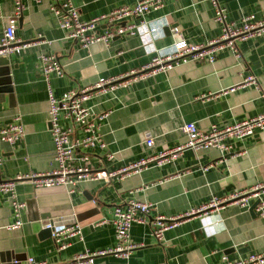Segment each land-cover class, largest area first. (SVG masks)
I'll return each instance as SVG.
<instances>
[{"label":"crops","instance_id":"0c3cea01","mask_svg":"<svg viewBox=\"0 0 264 264\" xmlns=\"http://www.w3.org/2000/svg\"><path fill=\"white\" fill-rule=\"evenodd\" d=\"M134 1L72 0V4L79 18L87 20ZM218 1L229 21L238 22L247 13L255 18L264 17V0ZM21 2L23 9L15 33L22 41L34 43L18 54L0 57V79L6 78L10 87L9 93H0V123L18 114L23 126L22 138L13 145L0 141L1 179L45 171L53 166L47 122L48 87L58 98L69 89L91 85L99 77H118L139 69L151 55L152 44L145 43L148 37L142 32L115 35L107 46L96 42L81 47L75 40L64 37L57 26L49 9L57 0ZM12 10V0H0V34ZM212 12L206 0H166L144 19H164L169 26H177L186 41L203 43L220 31L219 24L211 19ZM138 20L133 17L129 22ZM102 28L98 26L99 31ZM160 35L153 41L156 47L168 45L176 38L167 26ZM237 49L239 59L223 49L211 63L178 62L168 70L92 96L85 105L92 112L108 113L99 125L105 148L76 149L74 154H86L92 168L114 170L183 142L180 126L184 122L192 121L206 130L211 124L220 126L261 113L264 111V34L238 41ZM41 52L56 56L62 76L50 74L47 82L43 79L36 64ZM4 69L7 73H3ZM247 73L257 78V88L236 87ZM230 87L235 88L228 91ZM198 95L207 97L200 99ZM59 122L71 128V140L82 135L68 118L60 117ZM146 134L153 138L148 148L143 144ZM228 142L232 145L229 153L213 148L185 149L174 159L135 174L105 181H82L72 193L60 188L40 190L27 181L17 182L16 197L25 203L24 223L18 229L5 228L12 217L6 197L0 193V264H11L13 259L23 264L27 257L47 264H64L84 248L109 246L113 240L112 225L96 222L109 218L115 206H122L130 199L150 203V218L157 214L184 215L211 195L219 197L264 181V129H255L250 136ZM105 153L112 157L107 159ZM254 200L249 198L248 206ZM248 208L225 205L216 213L218 222L214 225L211 215L183 216L163 232L161 241L152 237L147 224L132 223L129 238L138 246L126 258L104 255L82 264H217L222 255L233 259L264 251V217ZM32 211L39 221L56 217L76 220L82 240L72 239L66 248L55 249L51 237L40 234L31 225Z\"/></svg>","mask_w":264,"mask_h":264},{"label":"built area","instance_id":"2783aa9c","mask_svg":"<svg viewBox=\"0 0 264 264\" xmlns=\"http://www.w3.org/2000/svg\"><path fill=\"white\" fill-rule=\"evenodd\" d=\"M22 0H12L13 10L7 17L6 23L0 34V57L9 54H18L34 41H22L16 36V22L23 9ZM37 1V0H35ZM166 0H135L126 5H119L87 20L79 18L77 8L72 0H57L50 4L49 9L53 13L57 26L64 33V37L75 40L81 47H87L96 42L107 46L115 35L135 34L142 32L148 37L147 45L152 44L149 60L139 69H132L118 77H99L89 86L69 89L60 97H54L49 87L47 88V122L50 139L52 142L53 166L45 171L18 173L12 179L0 178V193L4 194L10 206L12 221L5 225L8 230L18 229L24 223L22 214L25 203L16 197L15 184L27 181L34 188L63 187L67 193H72L78 183L86 180H108L110 178H122L135 174L153 165L159 166L178 156L185 149L194 151L204 149H216L221 153H229L232 145L230 139H242L250 136L255 129H264V111L254 116L246 117L223 125L211 124L208 129L202 130L192 121L184 122L180 126L185 139L170 148L146 154L136 160H132L114 170L95 169L89 165L86 154L75 155L76 149L105 148V143L99 133V125L107 116V111L92 112L85 101L92 96L112 91L118 86H124L128 82L143 78L159 71L170 69L178 62L204 61L211 63L216 54L223 50H229L235 59L240 58L237 42L264 34V17L255 18L253 14L242 15L238 22L226 19L224 7L218 0H206L212 7L211 19L219 24V34L207 39L203 43H191L180 34L177 26H169L164 19L154 18L146 20L144 16L151 11L160 8ZM138 18L137 23L129 22V19ZM103 28L99 31L98 26ZM167 26L176 36L175 40L165 46L156 47L153 41L161 36V29ZM141 27V30H138ZM150 41V43H149ZM37 68L43 79L47 82L48 76L54 74L62 76L63 71L56 56L52 53H39L37 55ZM258 87V80L252 73L242 76L236 87ZM235 88V87H234ZM230 87L228 91L234 89ZM198 95L197 98H206ZM60 117L68 118L71 123L77 125L82 135L70 139V127L60 124ZM23 136V126L18 114L3 123H0V141L13 145ZM153 143L151 135L143 137L146 148ZM107 159L110 153L104 154ZM206 167H203L205 169ZM249 198L257 199L253 210L260 217H264V181L257 182L247 189L231 191L222 196L211 195L204 203L192 209L184 215H154L148 216L151 204L145 201L130 199L122 206H115L109 218L100 219L96 224L110 223L113 227V240L109 246L99 249L84 248L77 253L71 261L64 264L91 263L93 258L104 255H113L126 258L129 253L138 246L129 238V227L132 223L147 224L152 237L156 241L163 239V232L173 227L183 216L198 214L211 215V223L218 222L216 213L225 205L235 204L239 208L246 209ZM50 230V237L55 249L66 248L72 239L82 240L79 223L71 219L65 221L61 217L50 218L41 225ZM11 264H21L13 259ZM23 264H47L44 261H36L27 257ZM217 264H264V251L248 253L233 259L225 255L220 256Z\"/></svg>","mask_w":264,"mask_h":264},{"label":"water","instance_id":"95a60500","mask_svg":"<svg viewBox=\"0 0 264 264\" xmlns=\"http://www.w3.org/2000/svg\"><path fill=\"white\" fill-rule=\"evenodd\" d=\"M4 69L3 73H7V70ZM10 92V87L8 85V81L6 78H1L0 79V93H9ZM53 188H60V189H64L63 187H52V188H38V189H53ZM30 202L32 203V201L30 200ZM258 202L257 199L254 200V202L249 206L248 210H250L251 212H253V207L254 205ZM26 206L28 207V202L26 203ZM30 223L31 225L40 233V234H46V235H50V230L48 228H42L41 229V225L44 224L47 220H38V217L36 216V214L34 213V211H32V217H30Z\"/></svg>","mask_w":264,"mask_h":264}]
</instances>
